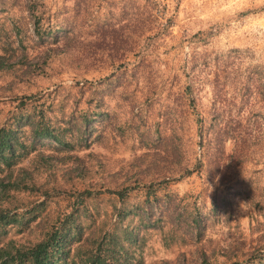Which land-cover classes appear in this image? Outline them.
<instances>
[{"label":"rangeland","instance_id":"obj_1","mask_svg":"<svg viewBox=\"0 0 264 264\" xmlns=\"http://www.w3.org/2000/svg\"><path fill=\"white\" fill-rule=\"evenodd\" d=\"M4 1L13 12L24 2ZM43 3L55 12V18L64 22L63 33L69 38L91 41L87 47L95 52V59L91 66L90 61H75L87 66L78 72L68 68L75 65L73 58H57L50 64L51 68L32 78V83L16 85L14 90L18 95L0 89V120L17 126L16 122L26 124L24 119L18 121L22 116L29 113L38 120L42 112L46 118L63 123L70 119L78 122L80 112L89 104L85 102L87 93L83 95L76 82L84 78L93 80L92 108L96 117L91 124L92 144L82 148L77 143L70 153L83 156L94 151L105 167L92 178L67 181L61 174L65 165L57 169L53 183L48 182L49 195L22 193L30 205L18 210L22 225H11L7 238H42L75 203L78 233L72 246L76 241L92 243L106 229L116 233L132 259H141L144 264L176 258L179 262L183 257L189 264H199L190 239L182 244L179 240L172 241L171 232L165 228H135L136 219L123 215L133 204L144 201V192L134 190L123 202L106 188H112L116 179L109 174L142 154L143 182L160 178L157 171L164 167L177 169L179 157L173 149L178 148L180 132L185 133L182 137L185 161L181 162H191L201 150L196 143V116L189 114V98L195 99L200 113L209 116L215 112L212 100L220 92L225 106L219 112L225 117L240 119L246 140L244 151L250 155L241 158L235 168L229 161L225 162L228 168L223 176L236 192L233 212L230 217L211 223L206 235L219 240L225 253L236 247L240 251L259 248L264 254V102L260 98L264 75L263 79L254 78L256 72L264 74V0H43ZM87 4L98 5L94 16L81 13ZM150 8L155 15L149 18ZM164 11L170 17L167 26H163L168 22L161 15ZM10 17L6 11L0 12L1 36L5 33L2 27L7 28L4 22H10ZM149 24L156 28L145 31ZM142 26L143 36L137 38ZM133 39H137L135 44ZM193 54L206 67L199 70L200 83L195 84L191 95H185L190 75L186 64H191ZM119 66L121 70L114 71ZM5 84L0 81V86ZM24 92L27 96L34 92L36 96L24 98L21 95ZM251 120L257 123L251 125ZM250 131L259 141L247 146ZM17 135L33 148L25 162L37 151L67 153L54 140L31 135L27 124L19 126ZM231 149L232 141L228 140L226 154ZM177 154L181 155L180 150ZM52 175L40 173L39 179L43 181L47 177L51 181ZM215 186V178H208L202 170V174L193 172L169 181L159 195L165 191L174 193L208 214ZM84 189L92 194H83L80 198L78 193L75 197V193ZM33 206L34 211H27ZM19 228H24L23 232L19 233ZM129 230L137 240L127 237ZM75 262L81 264L78 256ZM239 264H264V258L251 263V259L241 256Z\"/></svg>","mask_w":264,"mask_h":264},{"label":"trees","instance_id":"obj_2","mask_svg":"<svg viewBox=\"0 0 264 264\" xmlns=\"http://www.w3.org/2000/svg\"><path fill=\"white\" fill-rule=\"evenodd\" d=\"M19 7L17 12H13L5 5L4 0L0 1V12L6 11V14L11 16L10 22L7 20L4 22L7 28L2 27L5 30L2 36L0 27V81L3 80L6 83L1 85L0 89L10 90L17 94L14 90L16 85L32 83V78L44 73L46 68H51L52 65L50 66V64L57 58L71 57L73 63L75 61L81 63L90 61L91 66L95 59V52L91 50V47H87L91 41L88 39V43H85L81 39H71L63 33L65 30L64 22L55 18V12H51L43 0H24ZM97 7L98 5L94 7L87 4L80 12L94 16ZM154 15L151 10L149 18ZM161 15L168 20L166 25H163L167 26L170 17L165 11ZM154 28L156 26L149 24L145 27V31ZM139 31L137 38L143 36V26ZM136 41L137 39H133V44ZM198 61V55L193 54L191 64H186L190 75H188L189 83L184 88L185 95H191L192 88L202 79L198 73L199 70L206 67V64ZM86 67V63L84 65L75 63L74 66L68 68L79 72L87 69ZM120 70L121 67L119 66L114 71ZM263 75V72H256L254 78L258 76V79H263ZM93 82V80L86 78L76 82L79 91L83 95L87 93L85 102L89 104V107H85L80 112L78 122L70 119L63 123L60 120L46 118L45 113L42 112L38 115V120L33 119L29 113L18 120L24 119L26 121L29 131L34 137L52 139L60 147L66 149L67 153L63 155L37 151L32 154L28 162H25L33 148L22 139L20 140L17 131L19 126L26 124L19 125L16 122L17 127L0 120V163L2 165L0 168V173H2L0 174V264H78L75 262L77 256L81 264H144L141 259L134 260L129 256L128 250L125 249L122 241L117 238L116 233L112 230L107 231L105 229L103 236L96 241L93 240L92 243L76 241L72 246V240L78 233V225L74 217V211L77 209L75 203L73 204L74 208L70 212L62 214L61 218H58L59 222L52 224L42 238L36 240L7 238L11 225L17 227L22 225V215L19 214L18 210L28 208L30 205L22 197V193L49 195L48 182L53 183L54 174L65 165L67 166H65V170L62 169L61 174L67 181L92 178L100 170L104 171V162L94 151H89L83 156L70 153L77 143L79 144L78 147L82 148H89L92 144L90 134L93 132V127L91 124L96 117L92 108L95 94ZM27 94L24 92L21 95H25L24 98L36 96L34 92H30L28 96ZM260 98L264 102V90L260 92ZM221 102V93L217 92L212 100L215 112L205 116L197 110L195 99L189 98L188 106L191 109L189 114L196 116L194 120L197 125L196 143L201 150L200 154L195 156L191 162H185V164L181 162L185 161L182 146V137L185 133L180 132L177 136L179 139L178 148L177 150L173 149L175 155L179 157L177 169L169 170L164 167L157 171L160 173V178H154L148 183L143 182L141 175V170H143L142 154L133 158L128 165L121 166L113 174L108 175L116 179L113 182L114 186L106 188V191L114 194L123 202L129 198L134 190L136 193L144 192V201L133 204L123 215L136 219L135 228L143 230H163L165 228V231L167 229L171 232L172 241L179 240L182 243V241L186 242L190 239L194 246L195 259L199 260V264H224L226 261H232L231 264H239L241 256H246V259H251V263H253L255 259L264 258V254L260 252L259 248L240 251L233 247L225 253L219 240L208 238L206 235L211 223L230 217L233 212V197L236 192L230 189L228 182L225 181V176H223L226 171L225 168H228V164L225 162L229 161L230 165L235 168L241 158L250 155L249 152L244 151L246 140L241 132L240 119L231 116L225 117L224 114H220L219 110L225 106H222ZM21 104H24V100H21ZM220 104L221 106H218ZM262 107L264 108V106ZM262 115L264 118V113ZM256 123L257 120L250 122L251 125ZM74 133L77 134L74 135ZM228 140L232 141V149L229 154H226L225 145ZM247 141V146H250L251 144H258L259 140L250 131ZM179 150L181 155L177 154ZM94 167L97 169L94 170ZM132 168H136L137 171L132 172ZM202 170L206 172L208 178L212 177L216 180V186L213 188L210 197L208 214L202 213L197 204L190 205L174 193L165 191L159 195L162 189H166L169 181L190 175L193 172L202 174ZM40 173L53 174L51 181L47 180L49 179L47 177L41 181L39 179ZM54 187L52 186V188ZM78 193H80L81 198L83 194L91 195L92 191L84 189L75 193V197ZM34 210V206L27 209L29 212ZM23 229L19 228V233L23 232ZM130 232L132 230L126 232L127 237L137 240L136 237H132ZM71 252L73 255H70ZM150 264H189V262H186V258L183 257L179 262L176 258L174 260H159Z\"/></svg>","mask_w":264,"mask_h":264}]
</instances>
